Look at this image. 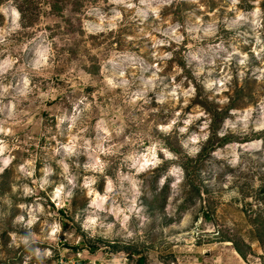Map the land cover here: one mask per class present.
I'll return each instance as SVG.
<instances>
[{
	"label": "rangeland",
	"instance_id": "rangeland-1",
	"mask_svg": "<svg viewBox=\"0 0 264 264\" xmlns=\"http://www.w3.org/2000/svg\"><path fill=\"white\" fill-rule=\"evenodd\" d=\"M125 261L264 264V0H0V264Z\"/></svg>",
	"mask_w": 264,
	"mask_h": 264
},
{
	"label": "built area",
	"instance_id": "built-area-1",
	"mask_svg": "<svg viewBox=\"0 0 264 264\" xmlns=\"http://www.w3.org/2000/svg\"><path fill=\"white\" fill-rule=\"evenodd\" d=\"M124 264H127V263H126V261H125V263H124ZM129 264H131V263H129Z\"/></svg>",
	"mask_w": 264,
	"mask_h": 264
},
{
	"label": "clouds",
	"instance_id": "clouds-1",
	"mask_svg": "<svg viewBox=\"0 0 264 264\" xmlns=\"http://www.w3.org/2000/svg\"><path fill=\"white\" fill-rule=\"evenodd\" d=\"M182 131H183V129H182ZM7 163V162H6Z\"/></svg>",
	"mask_w": 264,
	"mask_h": 264
}]
</instances>
